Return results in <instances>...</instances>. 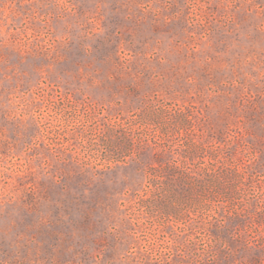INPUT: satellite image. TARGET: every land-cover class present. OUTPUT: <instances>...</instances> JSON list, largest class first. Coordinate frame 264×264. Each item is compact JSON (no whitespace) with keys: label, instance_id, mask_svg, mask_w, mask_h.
Here are the masks:
<instances>
[{"label":"rangeland","instance_id":"rangeland-1","mask_svg":"<svg viewBox=\"0 0 264 264\" xmlns=\"http://www.w3.org/2000/svg\"><path fill=\"white\" fill-rule=\"evenodd\" d=\"M0 264H264V0H0Z\"/></svg>","mask_w":264,"mask_h":264},{"label":"trees","instance_id":"trees-1","mask_svg":"<svg viewBox=\"0 0 264 264\" xmlns=\"http://www.w3.org/2000/svg\"><path fill=\"white\" fill-rule=\"evenodd\" d=\"M192 146L193 145L191 144V147ZM163 169H168L166 175H169V177H165L162 181V186L159 189L162 193V197L156 200L155 204L159 207H165L166 209H169L168 211H171L174 206L173 204L168 203L170 199L165 202V197L171 198L174 193L178 195L179 192L187 191L186 187L190 184L194 177L193 173L188 168H184V170L177 168V166H169L168 168H165L161 164L152 166L149 168L146 175V188L143 190V193L139 195L141 201H145L147 195L150 193L152 194L157 190L155 184L158 180L159 173ZM195 205L205 209H208L209 207L208 202L199 201Z\"/></svg>","mask_w":264,"mask_h":264}]
</instances>
